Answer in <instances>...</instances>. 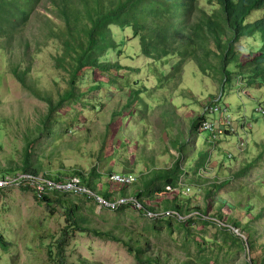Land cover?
I'll list each match as a JSON object with an SVG mask.
<instances>
[{
  "label": "trees",
  "instance_id": "trees-1",
  "mask_svg": "<svg viewBox=\"0 0 264 264\" xmlns=\"http://www.w3.org/2000/svg\"><path fill=\"white\" fill-rule=\"evenodd\" d=\"M45 2L53 6V17L44 18L47 20L48 40L56 45L54 68L60 73V81H56L54 91L44 90L38 81L31 78L35 58L31 55L30 42H23L34 14ZM114 29L123 32L121 39H117ZM136 41L141 58L149 63L151 72L155 73L153 80H156V84H151L148 79H140L141 69L129 64L136 59L135 46L132 45ZM18 43L25 46L21 50L22 55L9 58L11 73L33 97L46 102L47 109L26 126L20 136L23 142L21 150L4 159L6 167L0 165V176L18 173L40 176L46 171L47 174H42L57 182L78 176L88 188L107 200H114L112 191H98L97 181L103 178L99 168L104 164L110 177L113 172L109 169L114 164L129 166V160H137L134 149L138 141L130 131L141 127L140 133L146 134L149 113L158 103L153 97L155 90L169 84L179 85L184 68L192 60L196 61L202 75H209L219 83L220 95L216 96V100L209 99L208 103L220 105L222 112L232 110L230 97L234 94L240 97L245 88L246 93L242 95L251 99L252 110L247 114V106L243 105L242 108L237 101L236 111H243L244 114L239 123L250 131L254 124L259 127L264 124V0H0V52H7ZM247 48L254 51L246 53ZM111 54L115 55L114 59ZM174 59L176 64L166 83L167 76L162 67ZM248 102L246 100L244 104ZM206 112L189 119L185 133L178 125H170L167 131L173 137L169 144L171 150L178 153L173 165L157 170L152 163V168L142 173L133 184L140 185L134 191V196L145 211L156 214L170 212L181 217L180 221L166 217L148 220L144 212L131 207H123L114 213L104 211L112 215L109 216L112 220L105 219L95 215V203L84 196L55 192L40 198L30 186L19 188L22 194L31 195L41 209H47L49 216L62 214L64 219L59 239L53 237L50 245L42 243L35 247L46 254V261L42 264H103L83 255H78L76 260L68 259L67 247L77 236L121 243L137 264H220L221 259L208 254L207 247L193 235L194 225L214 223L218 226L214 222L216 218L212 219L213 222L206 220L209 210L191 209V200L185 197H175L171 202H165L170 211H158L146 206L148 199L154 200L168 194V187L171 190L181 188L185 193L182 179L191 175L198 182L201 179V171L207 168V160L200 155L196 169L191 166L186 168L185 151L194 149L201 133V129L200 133L198 130L203 122H207ZM95 120L103 124L102 146L95 155L99 164L87 175L78 170L69 177L63 173L51 174L53 170L50 165L61 160V150L70 145L74 134L80 130H83L80 131L83 134L92 133L93 137L97 134L98 130L93 131L96 125L92 123ZM228 124L226 135L232 136L233 133L228 130L232 122ZM172 127L177 129L174 135ZM6 130L1 123L0 139L5 137L3 132ZM210 138L215 140L213 136ZM131 148L133 151H130ZM2 149L0 142V151ZM145 159L139 158L147 164ZM46 161L49 166H46ZM148 167L145 165L146 169ZM252 176L256 178L255 182ZM232 184L236 191L246 192L248 199L251 192L257 197L261 196V199L258 198L261 206L254 217H249L246 222L227 221L230 226L247 231V240L244 241L242 236L228 227L218 226V232L232 246L228 249L230 257L239 259L238 253L246 254L248 249L251 254L242 259L245 264H264V254L259 257L252 255L258 248L255 238L257 223L264 218V140L254 141L244 155L240 168L226 179L215 182L206 192L207 196H220L221 192L230 190ZM186 189L190 191V188ZM4 193V190H0V194ZM121 193L126 197L124 188ZM1 211L8 210L4 206ZM221 211L219 209L217 218L223 222ZM250 213L252 208L246 211V215ZM122 218L132 222L134 229L121 225ZM139 220L144 221L143 226ZM95 221L105 225L112 221L113 229L101 231L95 227ZM39 224L43 225V222ZM164 233L168 234L171 243L166 245L152 240V236L159 240ZM36 234L40 237L39 232ZM250 234L253 235L252 243L249 241ZM202 240L206 244L210 241L207 238ZM193 243L196 247L191 249ZM13 247H16V243L8 240L5 231L1 232V250L10 254ZM261 248L264 252V246ZM183 253H186L185 257L179 255Z\"/></svg>",
  "mask_w": 264,
  "mask_h": 264
},
{
  "label": "rangeland",
  "instance_id": "rangeland-1",
  "mask_svg": "<svg viewBox=\"0 0 264 264\" xmlns=\"http://www.w3.org/2000/svg\"><path fill=\"white\" fill-rule=\"evenodd\" d=\"M45 3L34 14L32 23L23 36V42L25 44L26 41L30 42L32 47L31 55L32 58H35L34 68L30 75L31 78L38 81L40 87L44 90L54 91L56 90V81H60V73L54 68L53 57L57 52L56 45L50 43L48 40L47 20L44 18L46 16L53 17L51 16L53 6L50 3ZM114 33L117 34V39H121L123 32L114 29ZM25 44L18 43L9 48L7 52H4V50L0 52V79L3 78L0 81V125L2 123L4 128L7 129L3 132L5 137L0 139L3 145V149L0 151L1 167H6L4 159L10 158L21 150L23 142L20 136L23 135L26 126L32 124L35 118H38L39 113L47 109L46 102L33 97L16 81L11 73L9 58H16L22 55L21 50ZM132 45L135 46L134 55H136V59L129 64L132 67L135 66L141 69L140 79H148L151 84H156V80H153L155 73L151 72L149 63L144 61L140 56L138 42H133ZM250 51H254V49H245L246 53ZM111 58L114 59L115 55L111 54ZM175 64L176 59L167 61L162 67L167 76L166 83H168L169 74ZM246 90L243 88L238 98L236 94L230 97V101L233 104L232 110L206 112L203 109L210 104L208 103L210 102L209 99L216 100V96L220 95V86L211 76L202 75L195 60L190 61L184 68L179 85L174 86L169 84L168 87L155 90L156 92L153 97L158 103H155V106L149 113V124L145 128L146 134L140 133L141 130L139 129L141 127L138 130L132 129L130 131V134L138 141L137 148L134 149V152H136L134 157L137 160H129V166L116 163L111 166L109 171L113 172V174H132L138 179L142 173H147L152 168V163H154L153 168L157 170L171 167L178 157V153L171 150L169 142L173 136H169L167 128L172 124H176L185 133L190 123L189 119L202 112H206L208 122L215 124L216 128L222 131L223 134H218L214 138L215 140H213L210 138L211 135L209 133L203 131L200 133L199 128L198 132L200 134L196 139L194 149L191 152L189 150L185 151L186 168L191 166L193 169H196L200 155H202L203 160H207V168L201 171V179L198 182V179L193 175L182 179L181 184L183 189H186V187L190 188V191H185L187 195L181 188L167 190L169 191L168 194L160 195L154 200L148 199L146 206L158 211H170V208L165 206V202L169 203L175 197H178V199L185 197L191 200V209H199L206 212L209 210V216L206 218L207 221L213 222L214 220L212 219L216 218L214 222L219 227H228L229 230L239 235L230 227L231 224L229 223H232L230 221L242 220L246 222L249 217H254L261 206L258 200L259 197L261 199V196L257 197L254 192H251L250 199H248L246 190H244L245 194L240 193L241 190L236 191L234 184L231 185L232 188L227 192H221L220 196L216 195L209 198L206 192L211 190L215 182L226 179L229 174H233L234 171L240 168L244 155L248 152V148L252 147L254 141L264 140V124L260 127L254 124L252 131H250L246 126H241L239 123V119L244 114L243 111L239 113L236 111L235 104H237V101L242 105V108L243 105L247 106V114L252 110L251 99H246L242 95L246 93ZM246 100H249V102L244 104ZM227 107L229 108V105ZM100 118L102 119L103 117ZM228 122H232V127L228 128L233 133L232 136L226 135ZM92 124L96 125L93 128L94 133L95 130H98L94 137L92 133L83 134L80 132L83 130H80L71 138L70 145L61 150V160H56L51 165L47 161L45 162L46 166L50 165L52 167L51 170L53 171L51 174L58 175L63 173L62 175H68L69 177L75 170H78L87 175L94 166L99 164L95 160V155L102 146L103 124L97 122V120ZM171 131L172 135H174L177 129L172 127ZM243 149L244 151L242 152ZM130 151H133V149L131 148ZM141 157L146 158L147 164L139 160ZM145 165H149L148 169L145 168ZM99 170L103 178L97 181L99 184V188L97 187L98 191L108 189V191L114 193L116 200L124 197L121 193L123 188L126 193L125 196L130 197L134 196V191L140 186L137 183L130 186L114 187L109 182V174L107 175L108 172L105 171L104 164ZM42 173L47 174L46 171ZM42 173L40 176H44ZM255 180L256 178L252 176V181L255 182ZM249 183H251L250 180ZM4 192V195L0 194V209L2 210L6 206L8 211L2 212L0 210V233L5 231L8 240H13L16 243V247H13L10 254L4 253L0 248V264L44 263L46 261L45 252L39 248L35 249V247L40 246L42 243L50 245L53 237L56 240L59 239L64 226L62 214L56 217L49 216L47 209H41L32 200L31 195H24L17 188L4 189ZM251 208L252 214L246 215V211L251 210ZM219 209H222L223 222L218 221L217 218ZM95 215L112 220L109 217L112 216L111 213L96 209ZM122 220L121 225L134 229V224L127 218H122ZM39 222H43V225L39 224ZM110 222L111 224L105 225L104 223L95 221L94 225L101 231H106L113 229L112 221ZM143 222L139 220L141 226L144 225L142 224ZM218 226L214 223L210 225H194L193 229L195 231L193 235L203 246L207 247L208 254L213 256V258L219 257L221 259L220 264H245L242 259L249 257L248 254L251 253L247 249L248 253L246 252V254L242 252L239 255L238 253L239 259H237L238 257H230L228 249L232 248V246L218 232ZM138 228L140 227L138 226ZM38 232L40 233V237L36 234ZM241 233L244 236L243 240H247V231L241 230ZM174 236L176 237L177 234L175 233ZM202 238H207L210 241L206 244ZM255 238L258 248L252 255L259 257L264 254L261 248L264 246V218L261 222L257 223ZM152 240L166 245L168 242H172L166 233L161 234L159 240L152 236ZM249 241L250 243L253 242L252 234H250ZM194 247H196L195 243L191 245V249H194ZM29 249L35 253L29 251ZM67 254L69 255V260H76L78 255H83L103 264H137L123 244L98 240L88 236L75 237L74 241L67 247ZM179 255L185 257L186 253Z\"/></svg>",
  "mask_w": 264,
  "mask_h": 264
},
{
  "label": "built area",
  "instance_id": "built-area-1",
  "mask_svg": "<svg viewBox=\"0 0 264 264\" xmlns=\"http://www.w3.org/2000/svg\"><path fill=\"white\" fill-rule=\"evenodd\" d=\"M205 110L209 112L222 111L221 107L217 105L206 107ZM200 129L203 132L209 133L211 136H213V138H216L218 134H223L222 131H219L216 128L215 124L208 122V120L207 122L202 123ZM109 182L114 187H123L133 185L135 182H137V178L132 174H112L109 177ZM23 186H30L40 198L55 192L84 196L95 203L96 209L98 211H108L114 213L123 207H131L135 211L144 212V217L148 220H156L159 217L176 218L179 221L182 220L181 217L170 212L156 214L145 211L135 196L123 197L122 199L118 200H107L101 195L97 194L95 191L88 188L83 183V180L78 176L66 178L61 182L48 179L44 176H34L24 173L0 176V190L9 188L19 189ZM167 190L170 191L171 189L168 187ZM185 191L188 192V189H185ZM230 227H232L236 233L244 238L243 234L241 233V229L233 226Z\"/></svg>",
  "mask_w": 264,
  "mask_h": 264
},
{
  "label": "clouds",
  "instance_id": "clouds-1",
  "mask_svg": "<svg viewBox=\"0 0 264 264\" xmlns=\"http://www.w3.org/2000/svg\"><path fill=\"white\" fill-rule=\"evenodd\" d=\"M211 105H216L215 103H213V104H208V106L207 107H209V106H211ZM206 109V108H205Z\"/></svg>",
  "mask_w": 264,
  "mask_h": 264
}]
</instances>
